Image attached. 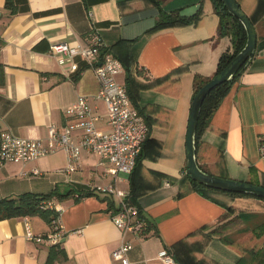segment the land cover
<instances>
[{
  "label": "crops",
  "instance_id": "obj_1",
  "mask_svg": "<svg viewBox=\"0 0 264 264\" xmlns=\"http://www.w3.org/2000/svg\"><path fill=\"white\" fill-rule=\"evenodd\" d=\"M5 2L0 0V62L6 77L0 88V129L44 139L50 124L70 122L66 110L84 95L93 108L98 106V127L109 130L106 104L94 99L100 81L91 65L79 57L63 61L50 48L61 42L85 45L96 28L107 46L131 59L133 91L138 106L152 119L150 138L155 142L147 147L134 177L132 201L150 227L145 233L126 234L133 244L127 253L130 264H167L160 257L164 249L174 264H236L242 257L248 264H264V199L222 190L204 194L187 176L195 78L212 76L221 54L232 45L229 36H217L219 16L212 0H14L13 14ZM237 2L254 20L257 48L202 132L198 164L216 176L264 183L259 149L264 127V0ZM198 3L199 14L190 23L148 32L162 12ZM126 76L123 70L117 79L125 84ZM97 162V155L83 150L79 169L68 175L61 171L67 166L62 149L27 164L8 161L0 166V199L57 187L75 191L58 198L62 237L54 261L49 262L51 245L26 237V219L35 234L52 230L35 215L0 220V264H123L112 255L122 232L104 196L76 199L93 185L114 181ZM35 167L40 174L32 173ZM120 176L119 188L130 193L128 175Z\"/></svg>",
  "mask_w": 264,
  "mask_h": 264
},
{
  "label": "built area",
  "instance_id": "obj_2",
  "mask_svg": "<svg viewBox=\"0 0 264 264\" xmlns=\"http://www.w3.org/2000/svg\"><path fill=\"white\" fill-rule=\"evenodd\" d=\"M107 45L98 29L94 28L85 45L73 46L67 42L53 44L51 54L62 55V60L74 62L79 57L89 63L100 81V89L94 95L96 101L106 104V121L109 130L98 127L102 118L90 105L88 97L81 95L66 110L70 122L59 127L50 124L48 136L42 138H25L10 129H0V166L8 161L27 164L39 157L46 156L62 149L67 152V166L61 169L68 175L79 169L81 152L87 150L98 156L97 168L104 174L111 175L112 183L93 185L94 193L112 197L117 200L118 210L111 215L113 222L121 230L119 245L113 250L115 259L123 264H130L127 253L133 244L126 234L142 233L145 223L140 216L139 206L129 199V193L119 188L121 174L129 175L136 165L138 155L147 139L149 126L139 110L133 105L127 87L117 79L124 70L121 60L110 52H105ZM259 149L264 155V127L259 134ZM33 174H40L38 168ZM126 181L128 179H125ZM43 208L51 209L56 217L53 229L48 234H35L28 219L25 221L26 237L39 243L54 245L60 243L62 232L59 228L63 206L57 197L45 200ZM160 257L167 264H174L168 250L160 252Z\"/></svg>",
  "mask_w": 264,
  "mask_h": 264
},
{
  "label": "trees",
  "instance_id": "obj_3",
  "mask_svg": "<svg viewBox=\"0 0 264 264\" xmlns=\"http://www.w3.org/2000/svg\"><path fill=\"white\" fill-rule=\"evenodd\" d=\"M262 2V0H260ZM213 8L215 13L219 16V25L217 30V36H229L231 38V48L223 52L219 58L218 65L216 68V71L212 76H200L198 75L195 78L194 82V95L214 76L219 74L235 57L236 55L243 49V47L246 44L247 41V31L243 23L235 16H232L227 7L225 6L224 2L222 0H212ZM5 7L10 10V12L16 13L17 12V5L15 4L14 0H6ZM180 10H174L171 12H162L159 16V19L157 20L156 24L148 30V32H152L161 28L180 25V24H187L190 23L195 17L193 18H187V17H181L179 15ZM199 14V13H198ZM197 14V15H198ZM250 20L254 24V20L249 16ZM105 52L112 53L115 57L119 58L123 64L124 70L127 73L126 76V82L125 85L127 87V91L129 93V96L131 98V101L133 105L139 110L141 115L146 120L148 126H149V132L146 141L143 144L142 150L140 154L138 155L136 165L132 172L128 175V180L130 181L131 190L129 195V199L132 201L133 197L136 196L135 194V186H134V177L136 175V172L139 168L140 162L142 158L146 154V149L149 146L150 143H154L155 139L150 138V132L152 127V119L145 115L144 111L138 106L136 96L133 91V85L130 78V58L127 56L124 57L122 54H119L117 51L113 49L111 46H107V49ZM255 55V54H254ZM253 55V57H254ZM250 62V61H249ZM248 62V63H249ZM247 64H245L234 76L233 80L226 81L221 83L220 85L216 86L205 98L201 113L198 121V127H197V137H196V157L197 161L199 163L198 158V149L200 145V139L202 132L205 130V128L210 124L211 117L214 114V112L219 107L220 103L222 102L223 98L229 93L233 85L235 84L238 77L242 74V72L246 69ZM137 72L139 74H143V71L141 68H138ZM77 77H75V80ZM6 77H5V70H4V64L0 62V88L5 84ZM145 83H139V85H143ZM146 85V84H145ZM200 168L210 174H213L209 172L206 168H204L202 165H199ZM187 176L190 179V181L193 184V187L195 189L202 190L204 194H207L208 191L211 190H217L211 187H208L204 184H200L193 180L190 175L187 172ZM254 183V182H252ZM255 184V183H254ZM258 185L264 186V183H256ZM220 191V190H217ZM225 192V191H224ZM230 194L238 195V196H253L256 198L264 199L262 197L249 195V194H242V193H234V192H227ZM75 194V191L73 189L68 190L67 192H61L58 187L54 188L50 192L47 193H33V192H25L20 194L19 196H6L0 199V220L6 219V218H12V217H18V216H35L39 215L42 218L45 219L46 222H48L52 229H53V219L56 217V214L53 210L43 208L42 203L45 200L51 199L52 197H57L60 200L64 199L65 197H69L71 195ZM91 195H97L99 194L94 193L92 189H89L87 192H83L76 197V199H80L84 196H91ZM104 200L107 201L109 208L116 212L119 208L116 204V200L112 197L104 196ZM138 205V204H137ZM139 206V205H138ZM140 216L143 219L145 226L143 229V232L145 233L149 227L150 223L147 220L146 216L144 215L141 207L139 206ZM218 228V227H217ZM216 228V229H217ZM216 231V230H215ZM226 240V238H224ZM59 244V243H58ZM54 244L52 245L51 249V256L49 258V262L54 261L58 256L56 254L60 251L59 245ZM236 264H248L247 258L242 257Z\"/></svg>",
  "mask_w": 264,
  "mask_h": 264
},
{
  "label": "water",
  "instance_id": "obj_4",
  "mask_svg": "<svg viewBox=\"0 0 264 264\" xmlns=\"http://www.w3.org/2000/svg\"><path fill=\"white\" fill-rule=\"evenodd\" d=\"M222 1L229 13L237 17L245 26L247 41L236 57L219 74L209 80L194 96L186 139L187 172L193 180L208 187L226 192L249 194L264 198V186L210 174L200 168L196 157L197 127L202 104L206 96L221 83L233 80L235 74L253 58L258 43L256 28L237 0ZM200 8V3L194 4L181 9L179 15L181 17L191 18L198 13Z\"/></svg>",
  "mask_w": 264,
  "mask_h": 264
}]
</instances>
